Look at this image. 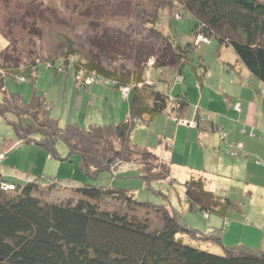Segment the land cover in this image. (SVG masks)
<instances>
[{
    "label": "trees",
    "instance_id": "16d2710c",
    "mask_svg": "<svg viewBox=\"0 0 264 264\" xmlns=\"http://www.w3.org/2000/svg\"><path fill=\"white\" fill-rule=\"evenodd\" d=\"M135 5L142 17L139 28L122 37V28L103 25L102 31L95 32L92 38V49L97 53L89 49L78 58L79 52L67 45L62 59L50 61L55 69L72 63L78 86H85L91 78L112 86H127L131 96L124 119L87 125L69 121L60 125L50 114L49 100L43 92L33 88L26 100L20 92L6 89L7 72H20L16 74L20 79L26 75L34 77L37 64L32 65L31 72L28 67L1 65L6 75L0 73V114H14L13 119L6 120L16 140L37 143L59 158L70 159L77 154L78 166L92 180L104 170L115 173L124 162L135 164L141 183L162 194V201L138 199L131 186L84 180L73 184L69 194L48 199L43 190L63 187L60 179L50 176L44 180L26 174L8 180L0 166V264H264V248L259 245L222 243L220 227L204 232L184 223L166 194L151 185L153 180L176 182L169 162L130 137L137 123L153 119L166 108L175 113V119L180 118L187 104L185 92L172 93L159 87L150 78V68L171 66L181 71L193 46L203 41L196 40L199 34L207 41L213 38L219 45H231L237 59L264 83V0H158L149 12L138 1ZM166 7L177 15L173 18L183 13L192 17L189 38L176 39L169 20L168 31L157 26ZM113 33L116 38H111V42L108 39ZM110 42L114 43L112 53L108 51ZM116 57L129 59V65L105 63V59L110 63ZM190 120L196 123L191 126L200 127L197 113ZM250 135H255L253 129ZM58 140L66 146L65 156L57 152ZM241 146L236 143L231 154L246 155ZM3 158L4 153L0 161ZM183 200L189 209L201 210L204 216L209 212L224 216L232 204L227 195L208 188L203 175L184 179ZM178 233L197 241L219 243L223 252L202 248Z\"/></svg>",
    "mask_w": 264,
    "mask_h": 264
},
{
    "label": "rangeland",
    "instance_id": "374dc122",
    "mask_svg": "<svg viewBox=\"0 0 264 264\" xmlns=\"http://www.w3.org/2000/svg\"><path fill=\"white\" fill-rule=\"evenodd\" d=\"M136 1L149 12L158 0H0V73H6L2 64L10 67H28L30 72L34 68L32 65L37 64L34 77L26 75L20 79L16 75L20 72L14 75L7 72L6 89L20 92L26 100L30 98L33 88L43 92L49 100L50 114L58 119L60 125L69 121L87 125L124 119L130 107L131 93L127 97V86H112L108 82L92 78L88 79L85 86H78V77L72 63H68L66 67L63 63V68L55 69L50 65V61L62 59V51L67 45L75 48L74 52H79L78 58L84 57L89 49L90 52L97 53L98 51L92 49V38L95 32L104 28L103 25L113 29L122 28V37L126 36L128 31L139 28L142 17L137 13ZM176 16L167 7L164 8L157 26L163 31H168L169 20L175 38L183 41L190 37L193 19L187 13L181 14L177 19L173 18ZM114 33L108 40L116 38ZM143 33H146L145 29ZM136 35L138 39L139 33ZM111 42L108 44L110 53L114 50V43ZM189 55L188 62L183 64L181 71L171 66L150 68V78H154L159 87L164 85L163 87L172 93L185 92L187 104L179 114L180 118L175 119V113L166 108L153 119L137 123L130 133L131 140L149 147L169 162L170 173L176 178V182L172 184L169 181L153 180L151 185L166 194L169 202L180 211L184 223L204 232L212 227H220L222 243L243 242L253 245L258 237L255 234L258 233L252 224L256 221L264 224V221L259 219L264 217V188L260 186L254 191L250 188V182L237 180L240 176H231L233 179L227 180L215 167L219 156L223 157V163L220 165L225 166L224 164H230V159L240 155L231 154L230 150L236 148L230 147V144L236 145L238 141L248 140L247 135L249 136L252 129L257 136L261 123H264V113L253 114V110L245 111L248 109L247 101L250 97H242L243 93L238 96L239 92H245V89L239 90L233 83V78L239 70L237 64L243 68L245 66L237 60L231 45H219L211 38L210 41H199ZM105 61L107 65L114 66L121 63L128 66L130 63V60L124 57H116L110 63L106 59ZM228 62L238 68L237 71L228 68ZM224 93L229 94L225 101ZM236 104L239 108H236ZM196 113L200 117V127L183 123L193 119ZM254 117V120L258 118L259 122L256 123ZM7 118L13 119L14 114H0V156L4 153L0 166L8 180L23 178L26 174L38 175L44 180L55 176L60 179L64 188L55 187L49 191L44 189L43 196L48 199L69 194V188L73 184L84 180L109 183L113 186H131L138 199L149 197L161 200L162 194L154 193L151 188L141 183L135 164L124 162L115 173L104 170L98 174L96 180H92L78 166L77 154L70 156V159L59 158L48 154L46 149L37 143L16 140ZM244 123L248 128L246 136L243 132L239 133ZM197 130H205V136L198 137ZM207 135L214 139L215 146L212 149L215 153L207 146ZM241 147L249 151L245 155L248 157L243 156L245 158L238 159L235 163L244 170L241 175L247 177L254 174L253 164L256 159H260L264 166V152L259 149L258 142L251 150ZM56 149L59 156L66 155V146L61 140L56 142ZM202 174L206 177V185L209 183L212 190L231 199L232 204L224 216L214 212L204 216L201 210L189 209L184 202V179ZM222 221L229 222L226 225ZM178 235L192 243L196 241L202 248L217 253L223 252L219 243L209 240L197 241L184 233Z\"/></svg>",
    "mask_w": 264,
    "mask_h": 264
},
{
    "label": "crops",
    "instance_id": "0c3cea01",
    "mask_svg": "<svg viewBox=\"0 0 264 264\" xmlns=\"http://www.w3.org/2000/svg\"><path fill=\"white\" fill-rule=\"evenodd\" d=\"M229 65L230 66L228 68L233 69V71H237V69L239 68V70L236 72L237 76H235L233 78V83L239 87V90L245 89V92L244 91L239 92L238 96H240V94L243 93L244 96H242V97H245V96H247V98L250 97V99L247 101V108L248 109H246L245 111L246 112L247 111L252 112V110H253V114H256L258 112L260 114L264 113V86H263L264 83L262 81L256 79L247 70V68H243L242 65L237 64L238 65L237 69L234 66H232L231 63H229ZM163 86L164 85H162L161 87H163ZM226 94L229 96L228 93H226ZM227 95H225V93H224V96H223L224 101H225V98ZM230 95L233 96L231 93H230ZM127 97H129V96H127ZM243 99H246V98H243ZM235 106H237L236 108H239L238 104H236ZM255 118L256 117H254L253 120ZM254 121H256V123L259 122L258 118H257V120H254ZM261 124H262L261 127L258 125L260 127V129L258 130L259 131V133L257 135L258 138H256V139L253 138V137H257L256 135H250L249 134V136H248L246 134L248 132L247 124H245V123L242 124V128L239 129V133H242V131H243L242 129H244L245 132H243V133L245 136L247 135L248 140L238 141V142H241L243 147H246L250 150H251V147L253 145H255V143L258 142L259 147H260L259 149H262L263 150L262 152H264V123H261ZM196 133H197V136L200 138H201V136H205V130H197ZM208 136L209 135H207L206 143H207V146L211 147V150L213 151L212 148L215 146L214 139H210ZM211 137H213V135H211ZM237 140H239V139L237 138ZM234 141H236V140L234 139ZM238 142H236V143H238ZM233 147H235V145H233ZM247 152H249V151H247ZM213 153H215V152L213 151ZM248 154H250V153H248ZM243 156H245V155L240 154L238 156L233 157V159H230L231 160L230 164H224L225 166L220 165V163H223V160H222L223 157L219 156L218 160H216L217 165L215 167V170L220 172L219 174L223 178H226L227 180L233 179L231 176H234L236 178L238 176H240V178H238L237 180L242 179L244 182H250V184H252V185H250V188L254 191H256L257 188L260 186L264 188V166H262L261 163H259L257 161L254 162L255 164L252 163L254 165L253 167H255L254 174L247 175V177H245L244 175L243 176L241 175V174H243L244 170H242L235 163V161L238 159H241V158L248 157V156H245V157H243ZM263 156H264V153H263ZM223 183H224V181H223ZM257 183H259L260 185H258ZM206 186L208 188L212 189L211 186L209 185V183ZM262 214L264 215V210L262 211ZM262 218H263V220H262ZM259 219H261V221H264V217H262V216ZM252 226L255 227V232L258 233V234H255L258 237L256 238V241H255L256 243H254L253 245H259L260 247L264 248V224L256 221V223L252 224Z\"/></svg>",
    "mask_w": 264,
    "mask_h": 264
},
{
    "label": "built area",
    "instance_id": "2783aa9c",
    "mask_svg": "<svg viewBox=\"0 0 264 264\" xmlns=\"http://www.w3.org/2000/svg\"><path fill=\"white\" fill-rule=\"evenodd\" d=\"M196 40H203V41H207V39H205L201 34H199L196 38ZM125 92H128V87L127 89L125 90ZM184 122H187L189 123L190 125H195V121L194 120H188V121H184Z\"/></svg>",
    "mask_w": 264,
    "mask_h": 264
}]
</instances>
